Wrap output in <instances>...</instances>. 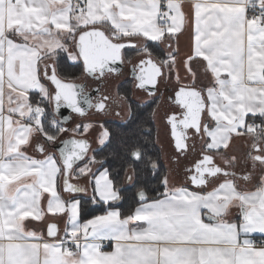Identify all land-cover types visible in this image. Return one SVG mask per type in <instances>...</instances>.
<instances>
[{
	"label": "crops",
	"instance_id": "crops-1",
	"mask_svg": "<svg viewBox=\"0 0 264 264\" xmlns=\"http://www.w3.org/2000/svg\"><path fill=\"white\" fill-rule=\"evenodd\" d=\"M250 5L264 12V0H0V264H264V248L251 247L264 237V27ZM89 28L132 46L160 43L170 55L164 88L204 93L198 144L227 173L193 185L171 142L177 170L166 183L178 187L127 214L87 156L70 171L78 189L64 183L40 102L51 101L56 53L75 51ZM32 37L42 55L22 45ZM82 198L92 200L86 210Z\"/></svg>",
	"mask_w": 264,
	"mask_h": 264
},
{
	"label": "trees",
	"instance_id": "trees-1",
	"mask_svg": "<svg viewBox=\"0 0 264 264\" xmlns=\"http://www.w3.org/2000/svg\"><path fill=\"white\" fill-rule=\"evenodd\" d=\"M140 51L149 52L163 64L168 62L170 57L159 42L148 40L141 48L126 52L127 58L130 59ZM55 71L64 80H76L83 72V65L80 61H71L66 52L58 51ZM121 91L130 96V85H123ZM128 100L129 116L123 121L104 123L107 140L94 148L90 157L92 162L98 164L95 172H107L114 190L118 193V206L123 214L133 212L142 202L138 199L139 191H144L151 199L163 196L167 176V166L162 161V151L158 145L153 119L158 99L145 104L135 102L132 98ZM40 103L44 108L40 131L44 135L58 138L62 133V125L53 114L51 101L44 98ZM261 132L264 133V127ZM81 203L82 209L86 210L91 206L92 200L82 198Z\"/></svg>",
	"mask_w": 264,
	"mask_h": 264
},
{
	"label": "water",
	"instance_id": "water-1",
	"mask_svg": "<svg viewBox=\"0 0 264 264\" xmlns=\"http://www.w3.org/2000/svg\"><path fill=\"white\" fill-rule=\"evenodd\" d=\"M134 43L129 41H116L107 35L101 28H89L78 34L76 39V50L83 64V72L92 74L95 71L103 73L113 70L122 62V51L127 46ZM154 62V60L149 59ZM158 71L153 74V85L157 82ZM51 85L55 89L52 95V110L58 122L65 124L71 119V112L83 114L85 112L84 86L72 80H64L53 69L47 76ZM61 100V102H60ZM175 104L182 108L179 118L170 124V134L182 150L187 149V144L191 138L189 132L194 130L195 134L201 133L202 116L206 112L207 99L204 93L192 86H180L175 92ZM77 109H76V108ZM83 108V109H79ZM42 136L50 141L47 135ZM90 143L87 139L70 136L62 138L53 145V149L59 154L63 165L64 183L70 188L76 187L69 181L71 169L80 162L87 154ZM193 174L189 179L195 186H202L207 182V178L227 173L228 171L214 162L211 154H201L193 165ZM67 188V189H69ZM139 201H146L147 194L144 191L138 192ZM245 208H242L244 213ZM56 224L50 223L47 228V234L54 236Z\"/></svg>",
	"mask_w": 264,
	"mask_h": 264
},
{
	"label": "flooded vegetation",
	"instance_id": "flooded-vegetation-1",
	"mask_svg": "<svg viewBox=\"0 0 264 264\" xmlns=\"http://www.w3.org/2000/svg\"><path fill=\"white\" fill-rule=\"evenodd\" d=\"M141 47L142 46L137 45L125 47L122 51L121 65L117 66L113 70L105 71L102 74L98 71H95L92 74L84 73L82 79L78 80L77 82L81 83L84 86L83 92L85 98L83 104L85 105V112L81 115L71 112V119L69 120V122L65 124L60 123L62 125V133L60 134V136L58 138L50 136L51 140L48 141L45 139V141L50 148H53V145L56 143V141L72 136L71 134L73 133H70L71 129L80 125V128L83 132V136L81 138L87 139L90 143L89 150L86 154L87 162L88 160H91L90 157L92 155V151L94 150V148H92V144L94 142H90V139L92 137H90L89 133V129H91L93 125L98 124L99 126L101 125L103 129H105L104 123L125 120L130 113V104L128 98H132L133 101L142 104L150 102L151 100L158 99L153 115L157 134L158 130L160 129V125L158 126L155 121V114L159 112V115L162 116L161 127H163L164 121L168 129V136L170 138V141L172 142L173 147H177V149L182 154L186 155V161L189 162V165L186 164L187 166L185 167V170L186 172H188L187 178L189 179L190 175L193 174L192 167L196 160L200 158L202 153H209L202 147H199L198 143L200 141V138L202 137V134H195L194 130H191L189 132L191 138L188 141L186 150H182L180 146L175 142V140L171 137L170 124L175 119V117L176 120L179 118L182 111V108L179 106V104H175L174 102L175 92L178 87H168L166 89L164 88L165 85L163 82V62L155 58L149 52L140 51L130 59L127 58L126 52ZM149 59L154 60L155 63L150 61ZM155 71H158L159 75L154 86L153 74ZM127 84L130 85V96H127L125 92L121 91L122 86ZM54 92L55 89H53L51 94V105L52 95ZM83 126L85 128L84 130ZM158 145L162 151L163 161V144L158 143ZM213 159L214 162L218 164L215 161L214 157ZM174 162H177V158L174 159Z\"/></svg>",
	"mask_w": 264,
	"mask_h": 264
},
{
	"label": "rangeland",
	"instance_id": "rangeland-1",
	"mask_svg": "<svg viewBox=\"0 0 264 264\" xmlns=\"http://www.w3.org/2000/svg\"><path fill=\"white\" fill-rule=\"evenodd\" d=\"M9 32H12V30L10 29ZM26 40L27 41H25L24 44H22V45L24 47L29 46V47L33 48V50H32V53L33 54H36V55L40 54V55H42V53L46 51V45L42 44V42L39 43L35 38L32 37V38H28ZM65 47H66V45H65ZM68 56H69V59L71 61H76L79 58V54H78L77 50L69 53ZM34 62H35V59H34ZM20 68H17L18 72L20 71V72H23L24 73L25 68H21V69ZM22 104L25 105L26 104L25 101H23ZM8 109H9V106H8ZM161 119H162V116H160L159 115V112H157L155 114V121L158 124V126L160 125V129L158 130V134H157V140H158V143H162L163 144V158L168 163V166L165 164L168 167L167 173L170 172V176H173L174 173H175V171L177 170L176 167L174 165L172 166V164H171L172 158H174L175 153L173 152L174 150L172 149L171 141H170V138L168 136V129H167L166 124L164 123V121H163V127H161V125H162L161 124L162 123L161 122ZM78 129H81L80 128V125L77 126V128L71 129L72 130V133H74V134L77 133L78 134V132L79 133L81 132V134H83L82 130L80 131ZM84 129L85 128L83 126V130ZM89 130H90V132H89L90 133V137H92L94 143H97L98 145H102L106 141V139H107V137H106L107 136V132H106L105 129L102 128L101 125L99 126L98 124H95ZM97 132H98V134H96ZM159 139H160V142H159ZM171 151H172V155L170 153ZM179 155H183V154H180L179 153ZM90 161L91 160H88L87 162H90ZM179 163L182 164V161L180 160ZM173 169L175 171H173ZM166 181H167V179L165 178V190H164V193H168L172 189H175V188L178 187V185L177 186H173V187L171 185L169 186L166 183Z\"/></svg>",
	"mask_w": 264,
	"mask_h": 264
},
{
	"label": "built area",
	"instance_id": "built-area-1",
	"mask_svg": "<svg viewBox=\"0 0 264 264\" xmlns=\"http://www.w3.org/2000/svg\"><path fill=\"white\" fill-rule=\"evenodd\" d=\"M249 16L256 21L258 26L260 28L264 27V12L258 8H256L254 5H250L248 7ZM164 13L161 12L158 14V18H163ZM253 248H264V237L260 239H255L251 245ZM77 249V244L75 240L69 241L68 251L73 252Z\"/></svg>",
	"mask_w": 264,
	"mask_h": 264
}]
</instances>
